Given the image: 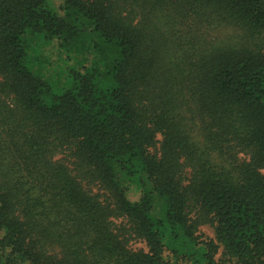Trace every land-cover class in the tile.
Returning <instances> with one entry per match:
<instances>
[{
	"label": "trees",
	"instance_id": "obj_1",
	"mask_svg": "<svg viewBox=\"0 0 264 264\" xmlns=\"http://www.w3.org/2000/svg\"><path fill=\"white\" fill-rule=\"evenodd\" d=\"M49 1L0 0V264H264V0Z\"/></svg>",
	"mask_w": 264,
	"mask_h": 264
},
{
	"label": "rangeland",
	"instance_id": "obj_2",
	"mask_svg": "<svg viewBox=\"0 0 264 264\" xmlns=\"http://www.w3.org/2000/svg\"><path fill=\"white\" fill-rule=\"evenodd\" d=\"M50 4L54 7V8H58L61 4V0H50L49 1ZM179 29H183L186 32H188V34H190V36L194 35V37H198L200 39H208L210 40H214V39H222L225 38L228 32L225 31H221V30H215V31H210L207 32L205 31V29L203 27H199V26H195V27H187L185 25L179 27ZM60 66L61 68H68L71 66H75L77 67L78 64H74L72 61L68 62V64L64 61L60 62ZM29 67L32 70L38 69L39 66L38 64H36V62L31 63L29 65ZM45 72V78H47L49 81H53L55 83H58L61 76L59 75V67H54L53 70H44ZM63 70H61L62 73ZM63 74V73H62ZM57 85V84H56ZM61 156V155H59ZM68 161L67 159L64 160V162ZM262 173H264V170H262ZM197 235L200 237V239L202 240H209V239H214V229L211 225L209 224H204L198 227V231H197ZM132 248H136V249H144V244L141 242H132L131 245ZM215 260L219 263V264H237L236 260L234 258H230L229 256L225 255L222 251V248L219 247L217 249L216 255H215Z\"/></svg>",
	"mask_w": 264,
	"mask_h": 264
}]
</instances>
